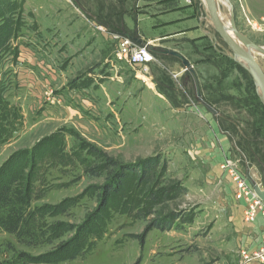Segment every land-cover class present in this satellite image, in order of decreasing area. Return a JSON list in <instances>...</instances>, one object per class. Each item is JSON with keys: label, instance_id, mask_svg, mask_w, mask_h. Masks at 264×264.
<instances>
[{"label": "rangeland", "instance_id": "374dc122", "mask_svg": "<svg viewBox=\"0 0 264 264\" xmlns=\"http://www.w3.org/2000/svg\"><path fill=\"white\" fill-rule=\"evenodd\" d=\"M11 1L23 13L22 28L0 55V168L12 155L33 151L40 200L32 207L66 200L72 206L65 216L48 219L70 227L53 245L27 248L0 232V259L11 260L20 252L50 253L80 235L86 239L83 257L57 264H242L238 238L244 209L237 210L240 204L233 199L227 205L224 189L233 188L228 175L220 165L219 176L212 173L198 150H205L211 124L225 133L222 125L234 135L227 134L230 157L264 182V164L247 162L235 143L244 132L251 134L247 123H253L248 114L253 108H246V101L256 103L250 98L258 96L257 87L208 20L204 0L182 4L194 7L193 35L183 34L187 27L182 24L164 28L160 15L179 7L178 0ZM217 3L224 20L231 23L232 14L239 32L264 47V0ZM101 7L105 14L123 11L124 29L134 36L140 29L149 39L145 43L182 54L197 73L203 100L213 104L218 116L198 103L194 81L176 59L155 55L146 69L120 60L105 27L91 19ZM246 18L261 30L252 29ZM168 31L178 36L160 40ZM32 76L41 82L36 90ZM49 87L63 97V105L48 107L43 92ZM77 91L82 95L75 96ZM154 156L169 162L164 181H181L188 189L184 197L159 207V214L194 210L193 223L153 230L142 242L153 217L137 214L142 205L126 214L115 202L94 223L107 175L95 177L89 170L103 167L106 157L132 163Z\"/></svg>", "mask_w": 264, "mask_h": 264}, {"label": "trees", "instance_id": "16d2710c", "mask_svg": "<svg viewBox=\"0 0 264 264\" xmlns=\"http://www.w3.org/2000/svg\"><path fill=\"white\" fill-rule=\"evenodd\" d=\"M169 2H175V0ZM104 10V7H101L100 14L94 16L95 18L90 16L91 19L114 33L127 32L124 29L126 26L123 11L108 10L105 14ZM22 13L23 10L17 3L11 0H0V55L11 48L17 32L22 28V21H20ZM216 52H218L217 56L223 57L219 51L216 50ZM243 73L246 75V72L243 71ZM250 79L253 83L252 78ZM250 99L256 102L250 104L248 102L250 100L246 101V108H253L248 113L253 118V123H247L251 128V134L248 136L244 132L241 135L242 138L237 135L240 141L235 143L247 162L256 163L259 166L264 164V150L261 151L259 148V146L264 148V106L256 93ZM205 101L213 105L210 101L206 99ZM221 129L234 139L229 129L222 125ZM106 158L103 167L89 170L95 177H101L103 172L107 175L106 185L101 188L100 210L93 215L94 223L97 220L101 222L103 210L114 202L117 205L120 204L126 214H131L136 207L142 205L143 208L137 214L153 217L145 234L140 237L142 242L153 230L166 232L177 226L193 223L194 210H186L182 213L171 212L165 216L159 214V207L188 194V189L181 181L170 183L164 181L169 170L168 161L160 156L148 157L132 163H121L115 159ZM37 165L38 155L36 156L33 151L31 153L22 151L12 155L0 168V232L14 237L19 245L27 248L53 245L70 231L66 223L48 222V219L59 218L68 213L72 206L68 200L58 205L32 207L33 203L40 200L36 188L38 180L34 174ZM129 194L133 195L131 200L128 198ZM85 246L86 239L79 235L76 239L61 243L55 251L50 253L33 256L20 252L11 260L0 259V264H57L73 261L83 257ZM8 248L12 249V246L9 245ZM2 255L3 251L0 247V257Z\"/></svg>", "mask_w": 264, "mask_h": 264}, {"label": "crops", "instance_id": "0c3cea01", "mask_svg": "<svg viewBox=\"0 0 264 264\" xmlns=\"http://www.w3.org/2000/svg\"><path fill=\"white\" fill-rule=\"evenodd\" d=\"M170 1V0H166ZM180 2L179 7H175L174 9L166 10L161 13V18H163V25L164 28H174L179 25H184L187 28L184 30L183 34H194V31L197 29L194 27L195 22H196V17L193 15V10L194 7L191 5H182L184 3V0H178ZM138 22H141L139 20ZM128 26V25H127ZM129 29V27H128ZM139 29V26H138ZM130 30V29H129ZM141 30H138L137 36H134V38L140 40V41H148L149 39H146L144 34L140 32ZM173 31V30H172ZM168 31L167 34L165 35L166 38H160V40L168 39V38H173L175 36H178L177 32H172ZM126 33V32H122ZM168 36V37H167ZM195 38V37H194ZM20 47V46H19ZM20 49V54H21V47ZM39 73V72H37ZM43 75L46 76L44 72H42ZM33 82H31L32 86L34 87V90L38 89L40 87L39 84L41 82L37 81V79L32 76ZM52 88V87H51ZM50 87L46 88V90L43 92L44 97L46 98V102H51L49 108L54 104L57 105H63L64 104V99L62 96H60L57 91L52 90ZM50 89V90H48ZM80 92V91H79ZM74 92L75 96L79 97L82 95V92L79 93ZM72 95V93H71ZM210 125V124H209ZM205 150H198L200 154H204L205 162L208 164L210 170L212 173H214L216 176H219L220 171L218 170L219 165L227 158L229 157L232 152V144L230 141V138L227 136V134L222 133L219 130V127L217 124H214L210 126L209 130H207L206 135H205ZM200 143V142H198ZM197 143V144H198ZM204 152V153H202ZM249 175L250 178L255 181L257 184L262 185L263 178L262 177H256L255 173L253 174V170L250 169L249 167ZM224 191L228 195V198L226 197L227 205L229 206L230 203L233 202V189L230 187L225 188ZM231 196V197H230ZM233 199V200H232ZM235 201V200H234ZM230 202V203H229ZM236 202V201H235ZM237 203V202H236ZM240 205H237L236 209L241 210L244 209V205L239 203ZM242 211V210H241ZM243 226L240 229V242H238V246L241 247V249H245L248 251H253L256 250L260 243L264 240V219L258 218L256 222L253 225L246 226L244 223H242Z\"/></svg>", "mask_w": 264, "mask_h": 264}, {"label": "built area", "instance_id": "2783aa9c", "mask_svg": "<svg viewBox=\"0 0 264 264\" xmlns=\"http://www.w3.org/2000/svg\"><path fill=\"white\" fill-rule=\"evenodd\" d=\"M188 3L190 0H184ZM246 22L254 30H261V26L256 21L246 18ZM107 30V29H106ZM109 37L116 47V55L120 60L137 68L146 69L149 64L155 61V55L152 54L146 46H141L135 41L125 38L122 34L109 32ZM220 169L226 173L231 181L233 189V198L236 202L244 205L243 223L246 226L253 225L258 218L264 219V202L258 197L253 186L249 183L246 173L240 169L239 163L227 157L221 164ZM242 264H264V240L256 250L240 251Z\"/></svg>", "mask_w": 264, "mask_h": 264}, {"label": "water", "instance_id": "95a60500", "mask_svg": "<svg viewBox=\"0 0 264 264\" xmlns=\"http://www.w3.org/2000/svg\"><path fill=\"white\" fill-rule=\"evenodd\" d=\"M207 4L211 15L213 27L216 33L220 36L223 42L231 50V52L234 55V60L242 68H244L252 78L255 86L257 87L258 97L264 106V73L259 68L255 59L251 55L252 52L254 54H259L264 57V47L257 45L251 39H249L248 37H246L245 35L239 32L238 27L235 24V19L232 14H231V23H230L231 31L230 33L227 32L223 27L221 20L219 19L216 0H207ZM107 30L109 32H112L110 29ZM122 35L125 38L135 41L136 43H138L143 47L146 46L148 50L154 55L168 56L178 60L182 64L184 70L186 72H189L190 76L194 81L198 103L201 106H203L207 111H209V113H211L213 116L215 117L218 116V112L203 100L197 73L195 72L194 67L191 65V63L182 54H180L177 51H173L169 49L157 48L155 46H152L150 44H147L143 41L134 38L133 35L127 32L123 33ZM243 62H245L246 65ZM246 177L249 183L253 186L258 197L264 202V183L262 185H259L255 181H253L250 178L248 170L246 173Z\"/></svg>", "mask_w": 264, "mask_h": 264}, {"label": "bare ground", "instance_id": "6f19581e", "mask_svg": "<svg viewBox=\"0 0 264 264\" xmlns=\"http://www.w3.org/2000/svg\"><path fill=\"white\" fill-rule=\"evenodd\" d=\"M218 0H216L217 2ZM205 3H203L204 7L208 10L209 12V9H208V4H207V0H204ZM217 11H218V15H219V19L221 20V23L223 25V27L225 28V30L227 32L230 33V22H227L226 20L223 19L220 11H219V7H218V3H217ZM207 18L210 22H212V19H211V15H210V12L207 14ZM213 24V23H212ZM251 55L253 56V58L255 59L257 65L259 66V68L264 71V61H263V58L262 56H260L259 54H254L251 52ZM245 64V62H243ZM246 65V64H245Z\"/></svg>", "mask_w": 264, "mask_h": 264}]
</instances>
